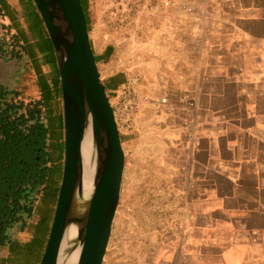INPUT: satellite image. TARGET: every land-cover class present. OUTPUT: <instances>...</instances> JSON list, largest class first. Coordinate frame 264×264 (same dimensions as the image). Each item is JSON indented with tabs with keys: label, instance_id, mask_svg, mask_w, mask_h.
Segmentation results:
<instances>
[{
	"label": "crops",
	"instance_id": "1",
	"mask_svg": "<svg viewBox=\"0 0 264 264\" xmlns=\"http://www.w3.org/2000/svg\"><path fill=\"white\" fill-rule=\"evenodd\" d=\"M192 1L191 15L161 12L156 31L135 27L139 39L127 36L119 48H105L98 18L89 35L94 58L110 90L134 70L141 92L177 108L171 120L178 163L173 169L182 175L185 205L168 243L172 259L162 262L264 264V0ZM0 14L26 64L18 78L0 62V85L40 98L45 87L60 118L56 59L32 0H0ZM146 40L155 47L139 49L136 43ZM48 222L35 226L33 244L19 241L27 238L22 231L7 238L0 264H39Z\"/></svg>",
	"mask_w": 264,
	"mask_h": 264
},
{
	"label": "rangeland",
	"instance_id": "2",
	"mask_svg": "<svg viewBox=\"0 0 264 264\" xmlns=\"http://www.w3.org/2000/svg\"><path fill=\"white\" fill-rule=\"evenodd\" d=\"M102 6L103 2L96 5L94 0L87 1L85 14L89 35L93 33L95 26L97 27L96 22L100 18L103 34L106 35L105 48H108L109 45L119 48L121 44L128 43L123 40L125 36H134L139 39L141 35L138 28L136 30L135 27L126 28L122 36L117 34V38L115 35L109 36L110 28L103 23ZM149 27L155 31L157 29ZM136 45L141 50L155 47L151 41L147 40L136 43ZM0 62H4L10 68L13 67L18 78L25 74L24 66L26 64L19 41L15 35L11 36L10 30L3 23L0 24ZM100 77L106 86L108 77L104 74H101ZM33 84L39 93L36 82L33 81ZM43 88L45 112L43 113L42 108V122H46L48 126L51 164H54L55 160L58 167L51 169L49 176L40 186V192L34 199L31 215L26 219H20L7 235V238H12V234L16 235L20 231L26 232L27 238H19V241H31L32 244L36 241L35 226L43 223L48 224L49 220L52 223L64 156L63 114L61 113L60 118L55 117L49 106L48 90ZM5 89L18 92V100L24 104L40 101L39 94L30 95L24 90L15 88ZM118 89L119 87L114 90L106 89L109 100L113 104ZM137 92L141 97L147 99V103L141 105V110L135 119L134 130L119 131L125 154V167L120 201L102 264H158L157 262L166 264L163 262L170 261L173 255L171 245L168 243L171 242L174 235L173 226L177 221L175 216H177L179 208L181 209V206L185 205L181 199L186 187L183 185L182 175L173 169L178 163L176 162V146L174 147L171 142L174 131L171 120L177 108L171 111L168 105L158 104L159 99L155 101V98H150L148 92H141L139 87ZM60 123L61 131L59 133ZM175 179L176 182H174Z\"/></svg>",
	"mask_w": 264,
	"mask_h": 264
},
{
	"label": "water",
	"instance_id": "3",
	"mask_svg": "<svg viewBox=\"0 0 264 264\" xmlns=\"http://www.w3.org/2000/svg\"><path fill=\"white\" fill-rule=\"evenodd\" d=\"M50 40L61 89L64 156L51 227L39 264H58L67 229L80 243L76 264H102L120 201L125 154L90 43L80 0H32ZM90 126L97 155L94 184L82 198L81 146Z\"/></svg>",
	"mask_w": 264,
	"mask_h": 264
},
{
	"label": "trees",
	"instance_id": "4",
	"mask_svg": "<svg viewBox=\"0 0 264 264\" xmlns=\"http://www.w3.org/2000/svg\"><path fill=\"white\" fill-rule=\"evenodd\" d=\"M87 1L80 0L82 8ZM83 12L88 27L84 8ZM58 85L60 89L59 76ZM18 99V92L0 85V203L12 215L30 216L31 208L19 203L26 191L41 186L50 172L44 167L51 162L50 136L46 122H42L43 97L29 104Z\"/></svg>",
	"mask_w": 264,
	"mask_h": 264
},
{
	"label": "built area",
	"instance_id": "5",
	"mask_svg": "<svg viewBox=\"0 0 264 264\" xmlns=\"http://www.w3.org/2000/svg\"><path fill=\"white\" fill-rule=\"evenodd\" d=\"M99 2H103L102 18L103 23L110 28L109 36L115 35L116 38L117 34L122 36L123 31L128 27L144 25L155 27L160 23L155 17L161 12L169 14L180 11L185 15H191L194 12L192 0H94L96 5ZM124 39H127V36ZM129 73L125 83L119 87L116 93L115 103L110 102L118 131L134 130L135 119L141 110V105L147 103V99L141 97L137 92L140 80L138 73L134 70ZM157 103L168 105L171 111L176 108L165 98L159 99ZM188 108L192 109V106Z\"/></svg>",
	"mask_w": 264,
	"mask_h": 264
},
{
	"label": "bare ground",
	"instance_id": "6",
	"mask_svg": "<svg viewBox=\"0 0 264 264\" xmlns=\"http://www.w3.org/2000/svg\"><path fill=\"white\" fill-rule=\"evenodd\" d=\"M82 156V200L85 202L93 190L94 176L97 169V155L93 143V136L90 126L85 130L81 146ZM76 228L71 226L67 229L61 248L58 264H76L80 251V243H75Z\"/></svg>",
	"mask_w": 264,
	"mask_h": 264
},
{
	"label": "flooded vegetation",
	"instance_id": "7",
	"mask_svg": "<svg viewBox=\"0 0 264 264\" xmlns=\"http://www.w3.org/2000/svg\"><path fill=\"white\" fill-rule=\"evenodd\" d=\"M86 5L87 4H83V8L86 10ZM86 13V11H85ZM49 153H50V147H49ZM50 159H51V154L49 155ZM49 167L50 171L53 167H58V165H56L55 160H54V164L51 165L50 164H46L44 167ZM49 176V174H48ZM47 176V177H48ZM46 177V179H47ZM40 192V186L30 190L28 189L26 191L25 196L23 197L22 200H20V205L21 206H26L31 208V210L33 209V204H34V199L36 194ZM29 215L27 214H16V215H12L11 213L7 212L3 206L2 203H0V245L5 243L7 241V235L9 234V232L13 229V226L15 224H18L20 219H26L28 218Z\"/></svg>",
	"mask_w": 264,
	"mask_h": 264
}]
</instances>
